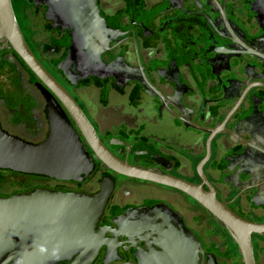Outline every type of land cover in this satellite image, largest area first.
<instances>
[{"label":"flooded vegetation","instance_id":"1","mask_svg":"<svg viewBox=\"0 0 264 264\" xmlns=\"http://www.w3.org/2000/svg\"><path fill=\"white\" fill-rule=\"evenodd\" d=\"M39 64L70 95L102 145L132 167L214 195L249 228L264 264V0H97L107 41L97 75L68 78L70 30L36 0H11ZM41 81L0 42V128L37 144L48 132ZM91 157L79 181L0 169V197L37 188L94 196L112 182L92 264H245L230 231L184 192L118 174ZM195 244L178 243L181 230ZM175 230V231H174ZM172 234L174 237H172Z\"/></svg>","mask_w":264,"mask_h":264},{"label":"water","instance_id":"2","mask_svg":"<svg viewBox=\"0 0 264 264\" xmlns=\"http://www.w3.org/2000/svg\"><path fill=\"white\" fill-rule=\"evenodd\" d=\"M45 4L47 18L70 30L67 37L68 78L97 75L107 41L105 22L97 0H36ZM0 42L24 62L41 81L48 132L37 144L8 135L0 128V169L51 180L79 181L92 168L91 157L55 102L62 103L93 156L108 169L128 177L178 189L201 204L225 226L240 246L245 264H253L249 226L216 201L211 193L182 180L132 167L114 157L100 142L93 127L70 95L47 73L28 48L17 24L11 0H0ZM112 182L104 177L94 196L43 188L0 197V264H92L104 243L96 232ZM175 231V230H174ZM179 244L191 247L194 239L176 232ZM172 237L173 234H172Z\"/></svg>","mask_w":264,"mask_h":264},{"label":"trees","instance_id":"3","mask_svg":"<svg viewBox=\"0 0 264 264\" xmlns=\"http://www.w3.org/2000/svg\"><path fill=\"white\" fill-rule=\"evenodd\" d=\"M40 177H42V176H40ZM14 194V193H13ZM12 195V194H11Z\"/></svg>","mask_w":264,"mask_h":264}]
</instances>
